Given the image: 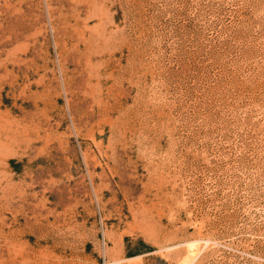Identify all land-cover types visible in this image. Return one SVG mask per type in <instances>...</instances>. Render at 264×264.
<instances>
[{
  "label": "rangeland",
  "instance_id": "374dc122",
  "mask_svg": "<svg viewBox=\"0 0 264 264\" xmlns=\"http://www.w3.org/2000/svg\"><path fill=\"white\" fill-rule=\"evenodd\" d=\"M0 264H264V0H0Z\"/></svg>",
  "mask_w": 264,
  "mask_h": 264
}]
</instances>
